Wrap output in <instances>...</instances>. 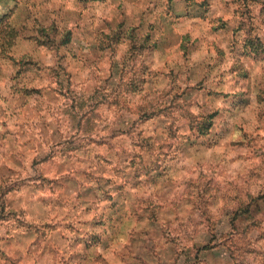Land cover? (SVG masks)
Masks as SVG:
<instances>
[{"label":"rangeland","instance_id":"374dc122","mask_svg":"<svg viewBox=\"0 0 264 264\" xmlns=\"http://www.w3.org/2000/svg\"><path fill=\"white\" fill-rule=\"evenodd\" d=\"M7 6L0 264H264V0Z\"/></svg>","mask_w":264,"mask_h":264},{"label":"crops","instance_id":"0c3cea01","mask_svg":"<svg viewBox=\"0 0 264 264\" xmlns=\"http://www.w3.org/2000/svg\"><path fill=\"white\" fill-rule=\"evenodd\" d=\"M9 6H13L12 4L11 5H9ZM11 8H8V6L7 7H5V8H2L1 10H0V16L2 17V16H4V17H7V15L8 16H10V14H11V12H12V10H10Z\"/></svg>","mask_w":264,"mask_h":264}]
</instances>
